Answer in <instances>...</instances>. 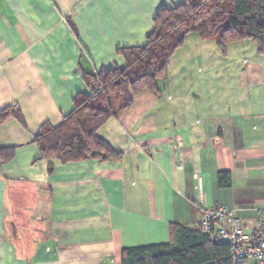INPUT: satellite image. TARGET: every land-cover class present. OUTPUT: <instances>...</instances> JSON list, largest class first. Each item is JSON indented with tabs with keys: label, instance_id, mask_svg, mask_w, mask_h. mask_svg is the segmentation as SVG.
Returning a JSON list of instances; mask_svg holds the SVG:
<instances>
[{
	"label": "crops",
	"instance_id": "1",
	"mask_svg": "<svg viewBox=\"0 0 264 264\" xmlns=\"http://www.w3.org/2000/svg\"><path fill=\"white\" fill-rule=\"evenodd\" d=\"M183 1L0 0V109L20 113L0 123V148L15 147L0 164V264H121L124 248L168 242L172 224L192 228L219 206L253 233L264 210V50L250 40L223 54L188 34L158 94L144 89L98 129L117 160H45L34 143L91 95L92 75L125 65L120 49L146 44L159 6Z\"/></svg>",
	"mask_w": 264,
	"mask_h": 264
},
{
	"label": "trees",
	"instance_id": "2",
	"mask_svg": "<svg viewBox=\"0 0 264 264\" xmlns=\"http://www.w3.org/2000/svg\"><path fill=\"white\" fill-rule=\"evenodd\" d=\"M190 33L214 41L223 54L228 44L244 40L256 44L262 53L264 0H184L171 7L159 6L146 44L120 49L124 66L103 68L92 75L91 95L79 97L59 126H41L34 138L41 159L61 163L119 159L121 154L98 135V129L119 110L128 109L132 98L144 89L158 94L157 82L167 76L170 59ZM10 115L20 117L16 107L0 109V123ZM14 156V146L0 148V164L10 162ZM121 264L233 262L226 243L212 241L194 226L172 224L168 242L126 247L121 252Z\"/></svg>",
	"mask_w": 264,
	"mask_h": 264
},
{
	"label": "built area",
	"instance_id": "3",
	"mask_svg": "<svg viewBox=\"0 0 264 264\" xmlns=\"http://www.w3.org/2000/svg\"><path fill=\"white\" fill-rule=\"evenodd\" d=\"M99 89L98 91H100ZM194 227L209 235L214 242L226 243L233 264H264V210L259 213L253 233L246 237L243 222L234 210L223 206L206 209Z\"/></svg>",
	"mask_w": 264,
	"mask_h": 264
},
{
	"label": "rangeland",
	"instance_id": "4",
	"mask_svg": "<svg viewBox=\"0 0 264 264\" xmlns=\"http://www.w3.org/2000/svg\"><path fill=\"white\" fill-rule=\"evenodd\" d=\"M187 38V37H186ZM207 45H209V46H206V45H201V46H199V48L201 47V48H205V47H210L211 46V48H214L215 46V44L214 43H207ZM193 47H194V43L193 44H190L189 43V41L187 40L186 41V45L184 46V48L183 49H187V53L190 51H192V49H193ZM210 49V48H209ZM181 51H182V49L180 50V49H178L176 52H177V54H176V56H175V58H174V61H173V63H172V65L173 66H175V71H176V68L177 67H180V61H182L183 62V59L181 58V55L182 54H180L181 53ZM242 64V63H241ZM186 65H188V66H191V63H187ZM177 72H180L179 70L177 71ZM198 73V72H197Z\"/></svg>",
	"mask_w": 264,
	"mask_h": 264
}]
</instances>
